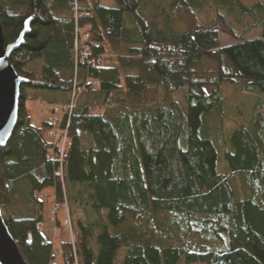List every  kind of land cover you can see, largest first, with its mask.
I'll list each match as a JSON object with an SVG mask.
<instances>
[{
	"label": "trees",
	"instance_id": "obj_1",
	"mask_svg": "<svg viewBox=\"0 0 264 264\" xmlns=\"http://www.w3.org/2000/svg\"><path fill=\"white\" fill-rule=\"evenodd\" d=\"M101 1L0 0L5 46L29 20L9 58L27 82L0 148V207L22 258L115 264L124 249L120 264H264V5ZM224 28L233 42L222 45ZM224 84L257 99L253 125L229 136ZM73 93L60 125H31L28 101L52 97L53 111ZM50 205L65 238L41 230Z\"/></svg>",
	"mask_w": 264,
	"mask_h": 264
},
{
	"label": "rangeland",
	"instance_id": "obj_2",
	"mask_svg": "<svg viewBox=\"0 0 264 264\" xmlns=\"http://www.w3.org/2000/svg\"><path fill=\"white\" fill-rule=\"evenodd\" d=\"M242 4L245 6V8L250 9L256 4H262L264 5V0H241ZM101 4L108 7V8H114L116 6L115 2L113 0H102ZM261 35V30L260 29H254L248 32L247 34L244 35L245 39H252L259 37ZM221 44H229L233 42V40L230 37V32L224 28L221 31ZM115 63L112 61L111 66H113ZM42 63L41 62H33L31 64H28V66L25 68L29 72H39L40 67ZM110 66V67H111ZM232 85L230 84H224L222 86V94L223 97H226V102L224 103L223 107V113H224V118L222 119L223 124L227 127H225L227 131V136L230 135V133L233 131L234 127L238 126H244V127H251L253 125L254 117H253V105L257 101V99L253 96H247L243 95L240 93L239 90H233L231 89ZM225 89H228L227 92H225ZM233 90V92H232ZM29 94H31L29 92ZM226 95V96H225ZM147 101H159L160 99V94L158 92L150 91L149 94L145 97ZM45 99V97H44ZM52 97H50L48 100H40L38 102H32L28 101L26 103V110L30 119V123L33 126L39 127L43 122H53L54 120L59 117H57V114L53 115L52 111ZM261 114H264V106L261 109ZM253 118V119H252ZM55 133L58 134L56 130H54ZM54 137L51 139L53 140ZM55 141V140H53ZM80 206H75V208L79 209ZM51 208L50 206H47L45 210L43 211V216L46 219L43 222L42 225V231L45 233L47 238H56L57 240L62 237H64L65 231L63 227L61 226L60 228L54 226V218L51 217L49 213V209ZM10 213H13V217L15 218H20V217H27L31 215L32 213V207L30 206H13L9 210ZM64 215L65 212L63 213L62 211H59L57 213V218L59 219L60 222L64 220ZM69 216V213H68ZM80 217V214H79ZM70 218V216H69ZM65 220H68L65 218ZM66 236V235H65ZM65 238V237H64ZM124 249H120L117 255V258L115 260V264H120L122 261V258L124 257Z\"/></svg>",
	"mask_w": 264,
	"mask_h": 264
},
{
	"label": "water",
	"instance_id": "obj_3",
	"mask_svg": "<svg viewBox=\"0 0 264 264\" xmlns=\"http://www.w3.org/2000/svg\"><path fill=\"white\" fill-rule=\"evenodd\" d=\"M29 20L17 40L4 45L2 27L0 25V148L6 146L15 129L20 100V87L27 82L17 75L9 62L10 56L23 43L25 34L29 31ZM0 264H26L22 258L17 243L12 238L4 222L0 207Z\"/></svg>",
	"mask_w": 264,
	"mask_h": 264
},
{
	"label": "built area",
	"instance_id": "obj_4",
	"mask_svg": "<svg viewBox=\"0 0 264 264\" xmlns=\"http://www.w3.org/2000/svg\"><path fill=\"white\" fill-rule=\"evenodd\" d=\"M75 100H76V94L73 93L72 96H71V99H70V103L62 108H56L53 110L54 114H57L58 116L60 115V118L59 119H56V121L54 120L52 122V125L54 126H58L60 125V122H61V118H62V115H64L65 113H70L74 107V104H75ZM54 130H56L58 132L55 133ZM49 136L53 138V140H55L54 142L55 143H58L59 146H60V151L62 152L63 151V146L65 144V136H61V133L58 129H52L50 132H49Z\"/></svg>",
	"mask_w": 264,
	"mask_h": 264
},
{
	"label": "crops",
	"instance_id": "obj_5",
	"mask_svg": "<svg viewBox=\"0 0 264 264\" xmlns=\"http://www.w3.org/2000/svg\"><path fill=\"white\" fill-rule=\"evenodd\" d=\"M47 122H49V121H47Z\"/></svg>",
	"mask_w": 264,
	"mask_h": 264
}]
</instances>
